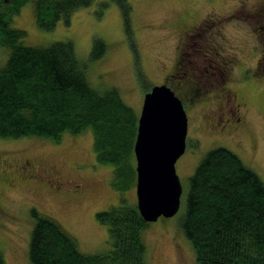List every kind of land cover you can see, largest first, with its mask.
I'll list each match as a JSON object with an SVG mask.
<instances>
[{"label": "rangeland", "instance_id": "rangeland-1", "mask_svg": "<svg viewBox=\"0 0 264 264\" xmlns=\"http://www.w3.org/2000/svg\"><path fill=\"white\" fill-rule=\"evenodd\" d=\"M122 4L129 7L127 22ZM20 8L11 26L25 30V44L72 40L78 59L87 62L91 86L118 89L136 115L153 85L166 83L182 97L188 132L185 152L176 160L181 205L174 216L149 222L143 237L148 264H196L178 222L188 179L205 153L229 148L264 182V0H92L50 29L37 26L33 0ZM96 37L106 51L91 60ZM9 53L0 45L1 67ZM93 141L90 128L65 132L59 140L0 137L5 264H30L31 208L58 221L79 251L109 252L108 228L95 214L122 197L135 204L136 184L117 191L113 166L97 163ZM131 163L135 170L134 154Z\"/></svg>", "mask_w": 264, "mask_h": 264}, {"label": "trees", "instance_id": "trees-1", "mask_svg": "<svg viewBox=\"0 0 264 264\" xmlns=\"http://www.w3.org/2000/svg\"><path fill=\"white\" fill-rule=\"evenodd\" d=\"M27 0H0V45L9 48L0 66V137L37 136L59 140L90 128L97 163L113 166L111 184L119 192L134 185L131 163L138 115L115 88L99 91L87 80V62L78 59L72 40L27 45L26 32L11 26ZM92 0H33L37 26L50 29ZM128 18V5L122 4ZM91 60L106 51L94 38ZM140 75V73L138 74ZM141 77V75H140ZM143 78V77H142ZM188 179L183 235L196 264H264V182L229 148L207 151ZM30 264H148L143 232L148 223L124 197L96 212L108 228L109 252L86 254L49 215L30 209ZM0 264L5 257L0 247Z\"/></svg>", "mask_w": 264, "mask_h": 264}, {"label": "water", "instance_id": "water-1", "mask_svg": "<svg viewBox=\"0 0 264 264\" xmlns=\"http://www.w3.org/2000/svg\"><path fill=\"white\" fill-rule=\"evenodd\" d=\"M140 109L133 145L136 206L152 222L170 218L180 208L176 160L185 152L188 118L182 98L166 83L151 86Z\"/></svg>", "mask_w": 264, "mask_h": 264}, {"label": "flooded vegetation", "instance_id": "flooded-vegetation-1", "mask_svg": "<svg viewBox=\"0 0 264 264\" xmlns=\"http://www.w3.org/2000/svg\"><path fill=\"white\" fill-rule=\"evenodd\" d=\"M176 63H177V66L175 67V70H177L178 69V67H179V64H178V59H177V61H176ZM188 69H189V67L188 66H186ZM206 69V68H205ZM190 73V72H189ZM169 75H171V74H169ZM193 81V80H192ZM187 87V86H186ZM180 98H182V97H180ZM182 101H183V99H182ZM186 114H187V111H186ZM2 161H0V171L2 172V173H4L3 171H2V167L4 166V164L3 163H1ZM23 162H24V164L25 163H27L28 161H27V158H25L24 157V160H23ZM34 168H35V166H34ZM39 169V171L41 170L40 168H38ZM35 171H36V168H35ZM38 171V172H39ZM50 176V175H49Z\"/></svg>", "mask_w": 264, "mask_h": 264}]
</instances>
